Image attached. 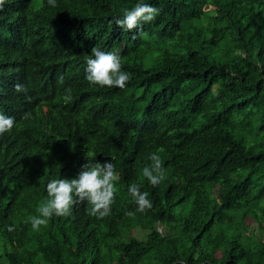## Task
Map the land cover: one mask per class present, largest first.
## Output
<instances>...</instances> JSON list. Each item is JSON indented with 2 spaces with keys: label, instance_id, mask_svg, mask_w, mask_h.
<instances>
[{
  "label": "trees",
  "instance_id": "obj_1",
  "mask_svg": "<svg viewBox=\"0 0 264 264\" xmlns=\"http://www.w3.org/2000/svg\"><path fill=\"white\" fill-rule=\"evenodd\" d=\"M138 1L5 0L0 50L8 67L33 56L51 68V78L44 68L33 76L48 88L44 129L61 142L12 160L0 153V264H264V239L248 224L264 230V0H143L159 9L154 21L116 26ZM95 46L120 56L125 88L85 79ZM115 121L132 128L133 145ZM154 152L165 169L157 186L141 174ZM88 161H112L120 173L110 215L73 204L33 230L47 183L75 178ZM132 183L149 194L145 213Z\"/></svg>",
  "mask_w": 264,
  "mask_h": 264
},
{
  "label": "clouds",
  "instance_id": "obj_2",
  "mask_svg": "<svg viewBox=\"0 0 264 264\" xmlns=\"http://www.w3.org/2000/svg\"><path fill=\"white\" fill-rule=\"evenodd\" d=\"M32 0H26L30 2ZM138 1L131 9H122V17L115 19L119 28L132 31L137 29L141 23H150L159 14V9L150 4ZM48 4L56 7V0H48ZM5 0H0V11L3 10ZM54 27L61 28L57 21ZM65 36L59 45L64 43ZM5 49L0 50V153L12 160L27 156L37 147H49L52 140L61 142L59 137L52 131L44 129V113L49 111V106L43 102L49 98L44 94L47 86L37 82V70L44 68L49 78L52 70L43 63L36 61L33 56L28 57L22 66L8 67ZM43 53L51 56L50 52L43 49ZM85 79L92 86L101 88L126 87L130 75L122 70L121 58L116 52H105L95 46L91 49V55L86 59ZM58 83L63 84L64 78L60 76ZM41 95L42 102H38L32 96ZM67 103L72 99V89H65L63 97ZM80 106V105H79ZM65 103L59 104V117L63 120L66 115ZM98 126L92 127L81 139H87L97 130ZM115 130L124 135H130L128 143L133 145L135 137L132 128L127 124L114 122ZM111 127H99V133L105 135L111 131ZM30 152V153H31ZM148 160L150 164L141 170L143 178L152 186H157L165 179V169L161 156L154 152L150 153ZM118 175L120 173L117 172ZM112 161L104 163L91 162L81 166L75 178L52 179L47 183V197L36 209L38 215L29 217L33 230H39L47 226L49 220L55 217H64L70 214L73 204H87V213L97 219H103L110 215L111 206L115 201L116 181L118 176ZM128 192L136 204V211L145 213L152 208L149 194L142 192L137 183H132ZM128 215H134L128 212ZM8 231H15L13 225L8 226Z\"/></svg>",
  "mask_w": 264,
  "mask_h": 264
},
{
  "label": "rangeland",
  "instance_id": "obj_3",
  "mask_svg": "<svg viewBox=\"0 0 264 264\" xmlns=\"http://www.w3.org/2000/svg\"><path fill=\"white\" fill-rule=\"evenodd\" d=\"M248 224L250 225V229H251L252 231H254V233H255L257 236H261V237L264 239V230L260 229V227L258 226V224H257L254 220L249 219V220H248ZM158 229H159L161 232L164 233V228H163V226H162L160 223H158ZM133 234L136 235V236L139 237V238H144V237H145L144 234H143L142 232L137 231V230H134V231H133Z\"/></svg>",
  "mask_w": 264,
  "mask_h": 264
},
{
  "label": "bare ground",
  "instance_id": "obj_4",
  "mask_svg": "<svg viewBox=\"0 0 264 264\" xmlns=\"http://www.w3.org/2000/svg\"><path fill=\"white\" fill-rule=\"evenodd\" d=\"M114 6V5H113ZM1 14V13H0ZM9 14V13H8ZM12 15V14H11ZM1 16V15H0ZM3 16V15H2ZM10 16V15H9ZM10 18V17H9ZM11 19V18H10ZM12 21H13V19H12ZM7 22V21H6ZM29 22V21H28ZM2 24V23H1ZM1 27V26H0ZM4 27V26H3ZM21 62V61H20ZM21 65V64H20ZM15 66V65H14ZM45 79V78H44ZM8 193H9V191H8ZM26 222V221H25Z\"/></svg>",
  "mask_w": 264,
  "mask_h": 264
}]
</instances>
